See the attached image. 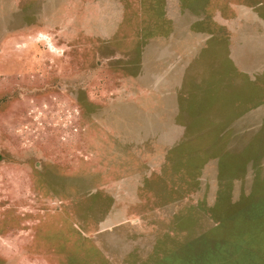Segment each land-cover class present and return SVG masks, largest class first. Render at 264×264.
I'll return each instance as SVG.
<instances>
[{
    "label": "rangeland",
    "instance_id": "374dc122",
    "mask_svg": "<svg viewBox=\"0 0 264 264\" xmlns=\"http://www.w3.org/2000/svg\"><path fill=\"white\" fill-rule=\"evenodd\" d=\"M235 259L264 264V0H0V264Z\"/></svg>",
    "mask_w": 264,
    "mask_h": 264
},
{
    "label": "crops",
    "instance_id": "0c3cea01",
    "mask_svg": "<svg viewBox=\"0 0 264 264\" xmlns=\"http://www.w3.org/2000/svg\"><path fill=\"white\" fill-rule=\"evenodd\" d=\"M189 11V9H185V12H188ZM196 14V13H195ZM202 14H205V13H202ZM226 14V15H225ZM222 15L223 16H225V17H228L227 19H225V20H221L222 19ZM198 16H202V15H200V14H198ZM195 21H205V22H211V23H214V24H219V25H221V26H224V27H227L228 28V26H226L224 23H226V22H228L229 21V15H228V13H226V12H224V9L222 8L221 10H217V11H215V12H213V17L212 18H201V17H195V18H192L191 19V21H187V23H193V22H195ZM228 23H230V21L228 22ZM190 27V26H189ZM229 29V28H228ZM190 31L191 32H189L190 34H192V35H195L196 36V32L199 34V35H203L204 33H207L208 31L206 30V31H201V30H191V28H190ZM226 31L228 32V30L226 29ZM229 33V32H228ZM182 44H183V42H182ZM184 76V75H183ZM238 236H240V234H238ZM248 255H252L251 253L250 254H248L247 253V251L245 252V254H244V258H242V261L243 260H247V258H248ZM239 259H235V260H233V261H231L230 262V264H236V263H238L237 261H238ZM240 264V263H239Z\"/></svg>",
    "mask_w": 264,
    "mask_h": 264
}]
</instances>
